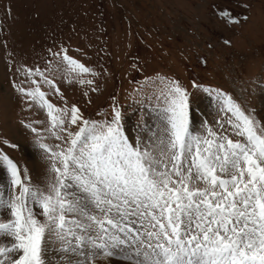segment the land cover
I'll return each mask as SVG.
<instances>
[{"label":"snow or ice","instance_id":"1","mask_svg":"<svg viewBox=\"0 0 264 264\" xmlns=\"http://www.w3.org/2000/svg\"><path fill=\"white\" fill-rule=\"evenodd\" d=\"M63 60L68 74L91 71L66 53ZM24 75H39L60 94L45 72ZM17 90L47 109L60 143L38 139L45 182L34 183L0 152L8 174L0 189V264H49V251L60 264H80L77 254L92 264L89 246L106 256L126 253L129 264H264V123L230 95L215 90L225 116L218 128L193 135L188 92L169 80L161 124H145L130 142L118 107L111 119L91 120L75 104H52L40 81Z\"/></svg>","mask_w":264,"mask_h":264},{"label":"rangeland","instance_id":"2","mask_svg":"<svg viewBox=\"0 0 264 264\" xmlns=\"http://www.w3.org/2000/svg\"><path fill=\"white\" fill-rule=\"evenodd\" d=\"M65 53L91 71L68 74ZM28 69L54 79L60 94L39 75L26 77ZM33 80L52 104H75L91 120L111 119L118 107L130 142L145 124H161L169 80L188 92L193 135L218 128L225 116L216 89L264 123V0H0V152L35 183L48 173L38 139L60 142L48 130L47 109L17 90ZM7 182L0 170V189ZM99 257L106 258H89L113 264Z\"/></svg>","mask_w":264,"mask_h":264},{"label":"bare ground","instance_id":"3","mask_svg":"<svg viewBox=\"0 0 264 264\" xmlns=\"http://www.w3.org/2000/svg\"><path fill=\"white\" fill-rule=\"evenodd\" d=\"M31 159H32V156H31ZM55 245V244H54ZM50 249V248H49ZM88 254L90 253V251H92V253L93 254H89V257L91 256V255H96V254H98V255H100V254H102V252H99L98 250H96V249H92V248H89L88 250ZM120 252H118L117 254H119ZM115 252H114V254L112 255L114 258H116V260H111V258L110 257H112V256H110L109 258H108V256H106L105 255V257L106 258H103V257H99V258H101L103 261H107V262H110V263H113V264H129V261L128 262H122V260L121 261H118V259H119V257H121L120 255H117ZM49 257H48V260H49V264H60V260L59 259H57V253H54V252H52V251H49L48 252V254H47ZM104 255V254H103ZM123 255H126V253L125 254H123ZM82 258H83V260H84V257H80V256H78L77 255V257H76V259H78L79 260V262H80V264L81 263H83V261H82ZM122 258H124V256L122 257ZM122 258H120V259H122ZM100 260V259H99ZM125 260V259H124Z\"/></svg>","mask_w":264,"mask_h":264}]
</instances>
